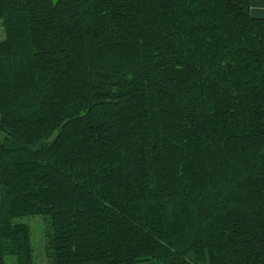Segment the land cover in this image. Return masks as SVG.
I'll use <instances>...</instances> for the list:
<instances>
[{
    "label": "trees",
    "instance_id": "obj_1",
    "mask_svg": "<svg viewBox=\"0 0 264 264\" xmlns=\"http://www.w3.org/2000/svg\"><path fill=\"white\" fill-rule=\"evenodd\" d=\"M0 264H264V18L250 0H0Z\"/></svg>",
    "mask_w": 264,
    "mask_h": 264
},
{
    "label": "rangeland",
    "instance_id": "obj_2",
    "mask_svg": "<svg viewBox=\"0 0 264 264\" xmlns=\"http://www.w3.org/2000/svg\"><path fill=\"white\" fill-rule=\"evenodd\" d=\"M4 28L0 24V40L4 38ZM23 222H27L32 231V246H33V261L36 264H45V221L41 216H30L20 219ZM6 263L11 264L14 262L13 256L6 257Z\"/></svg>",
    "mask_w": 264,
    "mask_h": 264
},
{
    "label": "crops",
    "instance_id": "obj_3",
    "mask_svg": "<svg viewBox=\"0 0 264 264\" xmlns=\"http://www.w3.org/2000/svg\"><path fill=\"white\" fill-rule=\"evenodd\" d=\"M250 11L253 16L264 18V0H250Z\"/></svg>",
    "mask_w": 264,
    "mask_h": 264
}]
</instances>
